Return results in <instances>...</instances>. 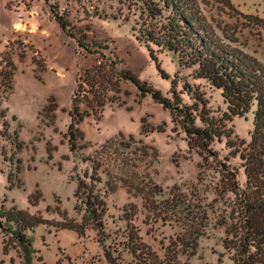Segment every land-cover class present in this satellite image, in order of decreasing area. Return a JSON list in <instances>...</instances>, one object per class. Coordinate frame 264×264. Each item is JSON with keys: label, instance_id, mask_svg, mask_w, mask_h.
<instances>
[{"label": "rangeland", "instance_id": "1", "mask_svg": "<svg viewBox=\"0 0 264 264\" xmlns=\"http://www.w3.org/2000/svg\"><path fill=\"white\" fill-rule=\"evenodd\" d=\"M52 1L59 2L76 37L96 47L108 46L104 62L118 57L122 61L118 69H131L166 95L177 76L178 89L188 81L205 92L217 113L227 111L221 90L193 78L192 69L180 66L177 55L152 44L157 63L171 76L162 77L133 28L139 21L134 0ZM198 1L214 25L234 34L246 51L264 61V29L246 17L264 18V0H231L233 8L214 0ZM98 58L62 31L44 0H0V201L40 213L50 222L31 232L33 264H69V258L77 264H109L77 192L79 180L90 182L86 176L94 173L93 168L103 179L96 182V189L105 183L114 189L106 198V245L127 239L122 218L124 209H130L139 234L159 256L176 239L188 238L197 247L180 256L183 262L236 264L234 246L244 211L239 183L244 186L247 177L243 161L232 154L226 138L214 143L219 158L190 147L167 109L150 94L140 98L133 83L118 78L105 64L106 75L120 92L108 88L112 102L105 104L100 119L92 115L79 124L84 137H77L72 143L76 149L71 150L69 111L76 78ZM104 85L109 87L106 81ZM97 88L83 83L78 97L92 102L90 91ZM86 110L88 106L81 104L80 112ZM143 118L154 128L164 123L165 132L142 134ZM253 118L250 112L228 122L241 145L238 149L247 148ZM120 133L124 135L107 143ZM221 163L235 168L237 176ZM67 223L83 227L85 235L57 231L56 224ZM8 240L0 232V264H24L22 250ZM119 264L138 262L124 252Z\"/></svg>", "mask_w": 264, "mask_h": 264}, {"label": "trees", "instance_id": "2", "mask_svg": "<svg viewBox=\"0 0 264 264\" xmlns=\"http://www.w3.org/2000/svg\"><path fill=\"white\" fill-rule=\"evenodd\" d=\"M49 6L53 19L58 23L62 31L70 38L77 41L80 49L90 54H98V62L86 69L84 75L76 78V88L72 99L69 114L71 122L68 126L71 150L76 147L72 144L77 137L83 138V132L79 124L86 117L94 116L100 119L103 107L112 100L107 97V90L113 89L120 92L119 87L106 75L105 64L116 70L118 78L133 83L140 98L150 94L152 98L167 109L174 124L184 133L190 147L201 150L219 158L214 151L216 141L221 142L226 138L227 146L233 149L232 154L239 156L243 161L247 177L246 184L239 183V189L243 196L244 211L243 222L236 241V264H264V61L249 53L242 47V43L228 30L219 24L214 25L204 14L198 0H134L135 10L139 13L137 38L146 44L152 60L158 59L153 55L152 44L157 45L178 56L182 67L192 69V77L204 79L212 87L221 90L227 111L217 113L210 105L205 92L199 86L186 81L183 89H178L179 80L175 76L171 79L170 95L153 87L147 81H142L131 69L120 68L121 60L116 57L108 63L104 50L108 46L96 47L87 43L84 39L76 37L74 27L61 11L58 1L44 0ZM218 4L233 8L231 0H214ZM258 26L264 29V18L246 16ZM139 25V26H138ZM157 68L165 79L171 76ZM9 72L7 78H12ZM109 87L104 85V82ZM83 83L91 88L92 102L86 97H78L82 92ZM100 88V89H99ZM188 98H186V96ZM79 98V99H78ZM85 103L89 110L80 112L81 104ZM57 106V105H55ZM253 113L254 129L247 148L241 147L234 139V131L228 126V122L235 116H244ZM166 125H158L155 128L145 118L142 119V134L148 132H165ZM124 134L120 133L110 138L107 143L116 141ZM134 138V135H130ZM232 176L236 175V169L231 165L221 163ZM94 173L86 176L90 180L81 179L78 182L77 192L81 195L85 209L90 215L98 233L97 241L104 250V255L109 264H119L123 253L130 254L138 264H188L180 259L183 254H188L190 249L197 247L196 243L189 242L188 238H178L172 246H166L164 256L161 257L147 243L134 223L135 213L130 209H124L123 220L129 231L127 239L119 243L113 242L106 245L109 235L105 233V214L108 209L107 196L113 191L112 187L105 183L103 188L96 189V182L102 183L103 179L98 175L97 168ZM237 178V177H236ZM11 181V177H8ZM40 213H31L16 205H8L7 200L0 201V232L9 238V242L15 243L22 250L24 264H33L34 238L31 232L40 225L49 224ZM57 231L71 229L80 236L85 235V230L75 224H56ZM123 245L122 248L118 247ZM178 247V248H176ZM69 264H77L70 258ZM3 263V261L1 262ZM58 264L61 262L58 261Z\"/></svg>", "mask_w": 264, "mask_h": 264}]
</instances>
